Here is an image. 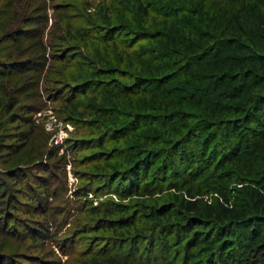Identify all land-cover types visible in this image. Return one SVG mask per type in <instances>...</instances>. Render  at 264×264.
I'll use <instances>...</instances> for the list:
<instances>
[{
	"label": "rangeland",
	"instance_id": "obj_1",
	"mask_svg": "<svg viewBox=\"0 0 264 264\" xmlns=\"http://www.w3.org/2000/svg\"><path fill=\"white\" fill-rule=\"evenodd\" d=\"M18 1L11 8L21 12ZM39 2L42 27L18 26L14 41V61L29 71L8 78L17 70L0 57V264H194L160 211H174L185 189L215 201L206 165L223 149L218 136L264 93L253 72L237 74L241 54H263L242 20L248 12L258 31L251 4L263 15L264 4ZM217 67L231 73L219 78ZM164 73L169 82L155 83ZM241 81L240 97L225 98ZM259 242L229 264H264Z\"/></svg>",
	"mask_w": 264,
	"mask_h": 264
},
{
	"label": "trees",
	"instance_id": "obj_2",
	"mask_svg": "<svg viewBox=\"0 0 264 264\" xmlns=\"http://www.w3.org/2000/svg\"><path fill=\"white\" fill-rule=\"evenodd\" d=\"M36 3L37 0H25L21 4L23 7L21 12L11 8L12 0H6L0 5V57L11 61L9 66L12 64V70H17L12 77H10V73L5 74L8 78H14L29 71V69H25V66H19L14 61L18 56V49L14 41L21 34L18 26L29 31L31 24L34 26L41 24L42 27L38 14H40L43 5L40 2ZM239 3L243 8L244 0H240ZM257 3L264 4V0H258ZM251 5L255 10L258 31L249 18L248 12L244 11L246 15L242 22L246 25V35L247 39L251 40V46H254L256 52L263 54L256 57H251L248 53L241 54L238 57L242 61L238 64L237 74L247 78L248 74L253 72L260 81H264V65L262 66L264 64V15L258 4ZM33 10L36 13H32ZM237 49L242 50L241 48ZM210 51L218 53L217 48ZM245 65L248 68L240 70ZM185 66L189 67V64L185 62ZM255 66L257 68L261 66L262 69L257 70ZM221 68L217 67V70H214L219 78H224L231 73L227 69L219 71ZM228 68L233 70L230 66ZM1 75L3 79V73ZM168 77H170L168 73H164L159 78L155 76V83L164 85L169 82ZM245 84L241 81L240 84L234 85L226 91L225 98L231 100L239 98ZM139 87L144 88V85ZM244 106L245 104L242 105V109ZM223 128L218 136L223 149L218 157L212 155L211 161L206 165L207 168L212 166L208 173L211 183H208L209 187L206 190L214 194L215 201L208 202L207 199L192 198L193 195L190 191L185 189V196L188 197L178 198L177 203L174 204V211L171 213V209H161L160 211L161 214H167L165 225L170 224L175 228L176 243H181L184 238L187 240L184 248L185 263L196 260L194 264H229L236 252L244 254L247 251L249 254L250 247L258 241H260L259 245L264 248V164L258 162V157H264V93H257L253 103L247 107L244 114L233 117L223 125ZM216 135L213 133L211 137ZM231 137H233L232 140ZM226 144L228 145L226 146ZM206 147L207 144L204 145V148ZM244 155L247 158L253 157L256 162L253 165L252 163L247 165L241 161ZM200 165L201 163L195 166L200 168ZM173 171L184 177V174L176 166ZM172 181L176 182L175 179ZM230 183H237L239 187L229 189ZM151 215L154 219L156 218L153 212ZM171 230L169 229V231ZM169 234L162 233L163 236H160L165 246H169V240H167ZM232 241L238 246L237 251L233 249L234 246L230 247ZM111 263L132 264L129 261L120 262L117 259H112ZM135 264H140V261Z\"/></svg>",
	"mask_w": 264,
	"mask_h": 264
}]
</instances>
